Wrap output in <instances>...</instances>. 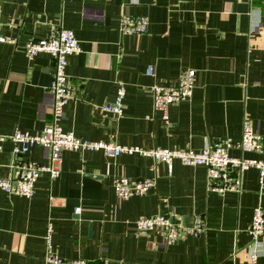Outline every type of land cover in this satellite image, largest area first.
Instances as JSON below:
<instances>
[{
  "label": "crops",
  "instance_id": "1",
  "mask_svg": "<svg viewBox=\"0 0 264 264\" xmlns=\"http://www.w3.org/2000/svg\"><path fill=\"white\" fill-rule=\"evenodd\" d=\"M0 12L2 35L15 40L0 42V135L39 132L51 122L54 59L46 52L29 59L24 46L63 26L81 47L68 57L76 89L64 107L63 131L141 150L197 152L220 141L237 145L248 120L264 146V0H1ZM123 15L146 17L147 31L121 32ZM185 69L195 70L192 97L171 105L165 123L153 110L151 86L174 85ZM118 82L125 97L116 121L100 107L115 100ZM11 148L6 142L0 152L2 179L10 173ZM228 152L241 156L235 147ZM243 156L264 160V151ZM22 158L49 161L41 146ZM118 177L155 186L118 199ZM257 206L264 213V178L255 169L242 174L240 192L217 193L207 189L203 166L177 160L167 166L139 153L64 151L58 175L41 174L33 197L0 189V264H45L48 223L52 251L65 261L247 264V229ZM157 214L182 225L201 217L204 231L173 244L156 232L134 234L137 219ZM257 252V264H264V238Z\"/></svg>",
  "mask_w": 264,
  "mask_h": 264
},
{
  "label": "built area",
  "instance_id": "2",
  "mask_svg": "<svg viewBox=\"0 0 264 264\" xmlns=\"http://www.w3.org/2000/svg\"><path fill=\"white\" fill-rule=\"evenodd\" d=\"M147 27L148 19L144 16L123 15L120 19V30L123 33L141 35L147 31ZM1 28L0 18V42L13 44L15 40L3 36ZM80 50L79 41L73 30L63 26L55 28L46 38L29 40L25 44L24 53L29 59L34 58L40 52L49 53L54 59V71L49 85V93L52 97V120L39 132L30 133L15 129L10 135H0V152L4 143L10 142L13 158L9 167V176L0 178V189L4 193L9 196L33 197L35 183L41 174H48L50 178H55L58 175L64 151H102L113 157L122 153H139L167 166L175 160L189 167L203 166L206 169L207 189L217 193L240 192L241 176L249 169H255L262 181L264 160L243 156L247 153L261 156L264 151L263 138L254 132L248 120L243 121L241 140L237 145L233 146L230 141H220L213 145H206L197 152L158 147L141 150L137 147H124L102 141H88L76 137L73 132L63 131L61 121L64 118V107L74 99L76 89L66 71L68 57ZM148 71L153 73L151 68ZM194 85V69L183 70L174 85H152L153 110L160 113L162 120L168 123L169 107L189 101ZM124 97L125 86L123 82H118L115 100L112 103L103 104L100 107L101 112L112 116L117 121L123 112ZM34 146H41L47 150L49 161L46 165L36 164L22 158ZM232 147L241 153L240 157L234 158L229 155L228 151ZM154 186L155 181L151 179L130 181L126 177H118L113 180V189L118 199L145 195ZM79 211L80 209L76 208L75 214H78ZM133 231L135 235H149L156 232L162 236L166 244H173L191 236L201 235L204 231V220L201 217H196L191 225H182L175 223L168 215L157 214L137 219L134 222ZM51 232V224L48 223L44 236L45 255L43 260L45 264H87L83 260L65 261L59 258L52 251ZM247 232L251 241L247 264H257V247L264 238V213L260 206L254 208Z\"/></svg>",
  "mask_w": 264,
  "mask_h": 264
}]
</instances>
